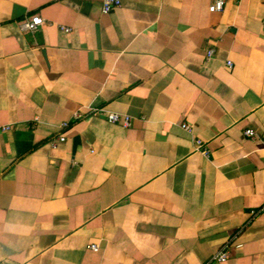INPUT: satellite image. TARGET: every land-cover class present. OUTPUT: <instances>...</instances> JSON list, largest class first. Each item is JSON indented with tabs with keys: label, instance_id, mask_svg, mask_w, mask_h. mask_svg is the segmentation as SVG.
<instances>
[{
	"label": "crops",
	"instance_id": "0c3cea01",
	"mask_svg": "<svg viewBox=\"0 0 264 264\" xmlns=\"http://www.w3.org/2000/svg\"><path fill=\"white\" fill-rule=\"evenodd\" d=\"M211 2L0 0V262L264 264V1Z\"/></svg>",
	"mask_w": 264,
	"mask_h": 264
},
{
	"label": "built area",
	"instance_id": "2783aa9c",
	"mask_svg": "<svg viewBox=\"0 0 264 264\" xmlns=\"http://www.w3.org/2000/svg\"><path fill=\"white\" fill-rule=\"evenodd\" d=\"M226 2H227V0H212L209 9L211 12H221L224 10ZM121 5H122V0H102L101 10L104 14H109L112 11H114L115 9L119 8ZM43 24H44V19L41 16L33 15L31 17H28L27 19H25L21 23V28L23 30L35 31L39 27H41ZM61 29L64 30L65 32H68V33L72 31V28H70L68 26H61ZM214 52H215L214 48H211L210 50H208V57L210 58L214 54ZM229 64H230V66H232L231 62ZM87 111L91 112V113L96 112V111H103L106 119L109 122H111V123L120 122L126 127L130 126V124L132 122V118L130 116L120 114V113L114 112V111L99 110L98 108L92 107V106H88ZM76 117L77 118L82 117V111L81 112L78 111L76 113ZM62 126H63V128H66L69 126V123L63 122ZM182 126L185 130H187L189 132L192 131V127L190 124L183 123ZM9 128H10V126L0 124V130L1 131H6ZM245 134L247 136H250L253 138L256 137V131L253 129H246ZM65 140H66V136L64 134H60V135L55 136L51 139V145L54 148H56L58 146L59 142H62ZM202 145H203L202 142L200 140H198L197 141V147L200 148V147H202ZM252 214L254 215V214H256V212L252 211ZM90 247L94 250L99 249V246L96 244H91ZM227 257H228L227 250H222L221 252L216 254V256L214 258L219 260V261H225L227 259ZM0 264H4V263L0 262Z\"/></svg>",
	"mask_w": 264,
	"mask_h": 264
},
{
	"label": "water",
	"instance_id": "95a60500",
	"mask_svg": "<svg viewBox=\"0 0 264 264\" xmlns=\"http://www.w3.org/2000/svg\"><path fill=\"white\" fill-rule=\"evenodd\" d=\"M79 143V138H75L74 145L76 146Z\"/></svg>",
	"mask_w": 264,
	"mask_h": 264
}]
</instances>
